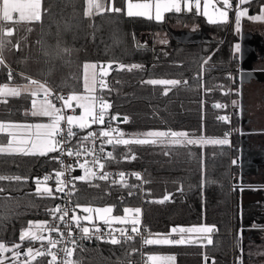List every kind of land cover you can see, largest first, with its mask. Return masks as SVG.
Masks as SVG:
<instances>
[{"label": "trees", "instance_id": "16d2710c", "mask_svg": "<svg viewBox=\"0 0 264 264\" xmlns=\"http://www.w3.org/2000/svg\"><path fill=\"white\" fill-rule=\"evenodd\" d=\"M233 2L237 5V0ZM124 3L114 0V6L122 9L119 13L86 16L85 0H42L40 20L18 27L10 37L18 45L7 57L9 65L0 68V86L19 82L23 77L18 75L23 74L77 93L83 89V64L105 61L113 65L103 78L107 87L101 92L110 104L106 118L126 136L148 131L185 132L197 140L225 135L228 123L217 119L221 108L213 105L228 98L218 84L228 82L231 67L238 70V60L232 57V43L237 38L232 33V15L227 23H209L200 14L169 12L156 21L128 16ZM134 64L140 67L129 71ZM150 79L182 83H144ZM238 82L236 79L235 85ZM166 87L170 90L164 94ZM28 101L24 95L9 103L19 102L26 108ZM18 114L12 117H23L21 111ZM233 124L232 141L226 145H113L114 158L108 159L107 165L140 171L147 199H142L130 180L126 181L128 187L113 184L117 178L75 180V188L71 187L75 211L80 213L76 205H110L114 214H122L126 207H138L142 224L152 234H165L179 225H211V244L176 248L178 264H242L238 260L242 225L248 221L264 226V196L255 197V191L238 184L237 159L242 145L239 111ZM5 138L0 135V142ZM54 157L57 152L45 156L0 153V176L26 178L0 180V242L8 247L20 243V233L30 221L57 224L48 210L59 205L60 197L55 193L57 198H42L36 194L35 183L36 178L52 176L48 187L55 192V172L60 168ZM165 196L169 199L159 202ZM76 242L72 259L77 264H127L129 252L138 248L137 240L112 244L79 238ZM39 245L25 240L20 249ZM151 250L148 245L145 253ZM49 261V255H44L33 264Z\"/></svg>", "mask_w": 264, "mask_h": 264}, {"label": "snow or ice", "instance_id": "6c2138e0", "mask_svg": "<svg viewBox=\"0 0 264 264\" xmlns=\"http://www.w3.org/2000/svg\"><path fill=\"white\" fill-rule=\"evenodd\" d=\"M86 2V16H92L94 14H101L105 11L110 12H121L122 9L116 8L114 6V0H85ZM222 4V8H215L213 13H209V3L205 0L203 4V15L208 17L210 23H219L227 22L228 11L231 9L232 5L230 0H218ZM251 0H239V4L236 8V26L237 31H239V26L241 18L247 15V9H243L241 6L245 3H250ZM201 6V0H183V7L188 11H191L193 7L196 8L199 12ZM155 8V19H162V12H180L181 0H155L153 4L152 0L144 3H127V15L128 16H147L149 19H152L151 11ZM41 0H2L0 3V50L9 43L4 39L5 36H12L14 34L13 29H5L2 27L4 22H34L39 21L41 18L40 14ZM13 14H18L19 19L16 20ZM252 21H264V7L261 8V12L257 16L249 17ZM240 45H236V51L239 52ZM4 61L0 58V64H3ZM204 63H207L205 60ZM125 66L120 65V68L123 69ZM139 65H131L128 70L131 71L133 68H138ZM84 88L89 95H79L72 94L67 98L57 97L63 101V108L72 109L73 102H76V106L82 109V114L80 116L68 115L66 117L67 128L61 126V122L65 120V115L62 108H57L53 103L51 97V90L43 83H40L36 80L28 79V85L23 87H10L8 84L0 86V97H16L21 95L22 91L30 92L32 99V109L31 115L48 117L49 123H36V124H12L0 122V135L6 134L9 139L7 146L0 145V153L5 152H15L22 155H41L45 156L52 152H59L62 155L66 154L68 156H75L77 158L82 155L92 156V160H85L84 163H81L79 166L84 170V175L80 177H73L72 180L65 181L63 177L65 172H71L73 170L72 166L69 165L65 167L63 165L60 157H54L58 162L61 163L62 171L55 172L56 188L55 192L52 188L48 187V181L52 179V176H45L41 180L36 178L35 183L36 194L42 198L51 197L57 198L55 193H64L65 189L71 185L72 189L75 188L74 181H91L92 179L108 180L112 175L111 173L104 172V163L102 162L101 153L103 155V160L113 159L111 152H105V145H129V144H169V145H185V144H197V143H211L218 145H226L229 143L228 136L230 133H225L224 138L222 139H211L206 140L201 137L199 140L192 139L189 137L188 133L185 132H174V131H148L145 133L137 134L134 138H124L125 133H123L118 127H112L111 124H108L106 128L97 134L95 132L89 131L87 135L83 136L79 142V147L73 149L71 147L65 148L66 144H69L73 137L77 135V132L74 131L75 128L83 131L86 128H90L92 125H105L107 123L106 114L107 110L110 108V104L105 101L102 97L97 96V85H99V91H103L107 84L103 79L107 75L108 70L111 69V65L99 66V72H97L98 66L95 64L85 63L84 66ZM89 69L92 71L89 73ZM12 76L9 73V81H11ZM144 83L150 85H164V86H176L181 84V81L178 80H165V79H150ZM183 83H186L184 81ZM29 85H36L35 89L29 88ZM170 88L166 87L165 93ZM210 91V90H207ZM3 102H7L5 99ZM235 103V101L233 102ZM216 108L225 107L221 104H214ZM112 120H116L117 117H111ZM220 120L228 122L229 118L227 116L219 117ZM127 122V118L125 121ZM100 141L99 153L96 151L95 144L96 141ZM85 142H90L93 147L86 148ZM167 154V153H166ZM134 159L135 157H131ZM129 159V157H125ZM99 170L98 171L96 170ZM119 181L113 180L112 183H120L121 186L128 187L129 185L126 182V174L119 173ZM137 179H141L138 173H133ZM22 177H3L0 176V180H16L21 181ZM135 187V186H132ZM3 191V189H0ZM71 195L72 192L69 191L66 193ZM132 193H129L131 195ZM169 197L165 196L164 200L159 201L163 203L168 200ZM76 208H80L83 213H95V215L101 219L107 225L113 223L127 225L130 224V232L133 234H139L140 232V208H124L123 216L111 215L114 211V206H107L104 208H92V207H83L76 205ZM69 208L67 206L61 207L60 205L55 206L52 209H49L48 212L51 215L53 221L59 220L60 223H63L65 227L68 228L67 236L64 232L61 231L59 223L55 226H52L48 221L43 222H29L28 229L22 230L20 234V243L14 244L12 247H8L3 242H0V264H4L7 257L3 255L5 252H12L15 259L12 260V264H33V262L40 256L49 255L51 260L49 264H77L76 261L72 259L75 249L68 247L67 244L76 245V239L73 237L72 228L69 226L66 217H68ZM71 224L75 225L80 232L83 233L82 239H90L93 235L100 232L99 228H89L81 227V219L92 221L91 215H86L81 217L75 211L71 209ZM59 214V215H58ZM114 231L119 232V236L113 234L112 231L108 233L110 239L108 242L112 244H119L122 242V239L131 240L132 235L129 234L128 228H119ZM214 231L213 227L210 226H199V227H173L171 232L180 234V239L173 240L167 236L158 239H145L144 243L147 245L152 244H185V243H202L204 239H207V243L211 244V239L207 236H197L196 238H186L184 234H210ZM47 233V235H45ZM52 233H56L58 238H54ZM171 235V234H169ZM97 239H103V236H97ZM28 240L30 242L39 241L41 243L40 248L28 247L23 253L19 251L22 246V243ZM47 241L48 247L45 249L44 242ZM67 242V243H66ZM65 244V247L59 249L64 253L65 259L63 261H58L57 255L52 249L57 248L58 245ZM135 251V250H134ZM27 257L26 260H21V256ZM174 257H155L149 256L148 260H173Z\"/></svg>", "mask_w": 264, "mask_h": 264}, {"label": "crops", "instance_id": "0c3cea01", "mask_svg": "<svg viewBox=\"0 0 264 264\" xmlns=\"http://www.w3.org/2000/svg\"><path fill=\"white\" fill-rule=\"evenodd\" d=\"M128 2L144 3V2H148V0H125L124 11L126 14H127V3ZM152 2L154 4L155 0H152ZM204 2H205V0H201L202 4ZM207 2L209 3V7H210V11H209L210 15L213 13L215 8H218L219 5L222 8V4L219 3L217 0H207ZM0 3H2V1ZM110 3H111V0H110ZM218 3H219V5H218ZM230 3L232 5V7L228 11L227 22L230 21V18L232 15V17H233L232 18V33L237 35V38L232 43V54L233 55H239L240 50H241V38L240 37H241V35H243V39H242L243 40V49L245 50V52H244L245 57L248 58V61H246V63L248 62V64H246V65L249 68L247 70V73L243 76L242 82L241 81L238 82V88H239L238 111H239V114H241V92H242V101H243V105H242L243 115H242V117L240 115V117H241V136H242V146H243L240 153L242 152V154H243L244 153V145H246L244 143L245 142L244 139H245V133L248 132L247 129L258 128V127L264 126V21H252L249 19V17H251V16H257L260 14L261 8L264 7V0H251L250 3H245L241 6L243 9H247V15L245 17L241 18L239 31H237L236 20H235L236 8H237V5L239 4V0H237V5L234 4L233 0H230ZM86 7H87V5H86ZM152 11H154V7H153ZM152 11H151V13H153ZM193 11L194 10L188 11L185 8H182V10L180 12L181 13L200 14L204 17V19L207 22H209L208 17L203 15L202 11H199V12H193ZM171 12H175V11H171ZM167 13H169V12L164 13L162 19L164 18V16ZM40 14L42 15V0H41ZM13 15H14V18L16 20L19 19L18 14H13ZM144 17H147V16H144ZM152 19L156 20L154 17ZM156 21H158V20H156ZM35 22H38V21L20 22V23L4 22L2 27L5 29H13L15 32L18 27L29 25V24H32ZM227 22H219V23H227ZM176 26H180V25L177 24ZM10 37H8V36L4 37V39L6 41H9V43H6V45L3 47V49L0 50V58H2L4 61L3 64H0V68L3 65H6V66L9 65L7 57L10 56L13 49H15L18 45V43H16V44L13 43V41L11 40ZM237 44L240 45L239 52L236 51V45ZM256 52L258 55H261V58H259L257 60L254 59ZM86 63H90V62H86ZM91 63L96 64L95 62H91ZM84 64H83V66H84ZM239 67H240V63L238 65V69H239ZM83 73H84V68H83ZM237 73H239L238 70L236 71V74ZM18 76L23 77L22 80H20L19 82H16V83H6V84H8L10 87H18V86L23 87L25 85H28V79L27 78L38 81L37 79L32 78L31 76H25L23 74H20ZM25 77H27V78L25 79ZM3 85H5V84H3ZM241 85H242V87H241ZM36 87H37L36 85H29V88H31V89H35ZM241 88H242V90H241ZM74 94L89 95V93H87L84 90V77H83V89H82V91L74 93ZM24 95L29 97L28 105L25 104L26 108H24L25 106L24 107L20 106L19 102H16L15 105L9 103L10 100L20 99ZM5 99L7 100L6 103L3 102ZM32 99H33V97L31 96L30 92H25V91H22L21 95L16 96V97H12V96H9L6 98L0 97V122H4L6 124L12 123V124L24 125V123H25L24 120H26L27 118H29L31 116ZM73 103L76 106V102H73ZM81 110H82L81 108L77 107V112H79ZM19 111H21V114L23 115V117L22 116L21 117H19V116L12 117V115H19L18 114ZM4 135L6 136V138H5V140L2 139V141L0 142V145L7 146L9 137L6 134H4ZM129 138H133V137H129ZM81 221H83L85 223V224H83V226L105 224L104 222H97L96 220H95V222H92L91 224L90 223L87 224V222L84 221L83 219H81ZM127 225L131 226L130 224H127ZM196 225L198 227L199 226H206V224H204V223L196 224ZM258 225L259 226H255L254 223L244 224V226L246 227V230H245V233L243 235L241 233V237H242L241 248L243 249L242 252H244L242 259H241L242 264H251L252 261H254V260L256 262V258H259L261 260V261L258 260L259 264H264V226L262 224L261 225L258 224ZM185 226L186 225H184V227ZM28 227L24 228L23 230L28 229ZM247 233H248V235H246ZM213 234H214V231L211 233V236ZM45 235H47V233H45ZM190 235L194 236V233L187 234V237H189ZM190 237H192V236H190ZM158 238H163V236L160 234H152V236L150 237V239H158ZM168 238H170V237H168ZM170 239H172V238H170ZM242 240H244L243 244H242ZM37 242H38V244L40 243L39 241H37ZM196 244H198V243L152 244V245H150L151 249H152L151 251H155V253H156L153 256H155V257H170V256H172V257H174V259L171 261H169V260L150 261V260H148V257H146L147 258L146 262H147V264H178V254H177L176 248L183 247V246L187 247V246L196 245ZM200 245L203 246L205 244H198L196 246H200ZM174 246H175L176 250L171 249ZM34 248H36V247H34ZM19 251L21 253H23L25 251V249L22 248ZM7 253L8 254H6V256H7V258H9L10 252H7ZM159 254H169L170 256H162ZM13 259H15V258L10 257L9 260H7L4 264L11 262V260H13Z\"/></svg>", "mask_w": 264, "mask_h": 264}, {"label": "built area", "instance_id": "2783aa9c", "mask_svg": "<svg viewBox=\"0 0 264 264\" xmlns=\"http://www.w3.org/2000/svg\"><path fill=\"white\" fill-rule=\"evenodd\" d=\"M2 0H0L1 2ZM234 55L232 54V57ZM98 66L97 68V72H99V66H108V63L105 61H99L96 62V64ZM235 74L236 71H234V69L231 67L230 68V73H229V77H228V82L226 84H218V87H220L223 92L228 96V98L222 102L221 105H224L225 107L221 108V111L218 112L216 114L217 119H219V117L221 116H227L229 118L228 123V130L226 133H230V135L227 137L229 140V143H231L232 141V135L234 133L235 130V126L233 124V120H234V116L236 114V112L238 111V104H239V98H238V93H239V88L238 85H235ZM38 82L45 84L52 92V101L55 104V106L57 108H62L64 115H65V120L61 122V126L64 127L65 129L67 128V123H66V117L68 115H74L77 112V107L75 106V104L73 103V107L75 109V111H73L72 109H68V108H63V101L56 99L57 97H64L67 98L69 95H72L73 92H70L69 90H63V89H56L54 87H52L51 85L38 80ZM97 92L96 95L102 97V93L101 91H99V85H97ZM103 98V97H102ZM104 99V98H103ZM235 101V103H233ZM107 119V118H106ZM220 120V119H219ZM222 121V120H221ZM108 124H111L112 127H116L111 121H108L107 119V123L105 125H92L90 128H86L83 131H81L78 128H75L74 131L77 132V135L75 137L72 138L71 142L69 144L65 145V148H73L74 150L77 149L79 147V142L81 140V138L85 135H87V133L89 131L95 132V133H99L102 128H106L108 126ZM225 135L222 136H215V137H206L204 139H222L224 138ZM124 138H129L128 136L125 135ZM134 138V137H133ZM197 138H201V137H197ZM99 146H100V141L97 140L96 144H95V148L96 151L99 153ZM113 145H105V152H111V147ZM85 147L86 148H92L93 145L90 142H85ZM102 157V162L104 163V168L103 171L104 172H108L111 173L112 175L109 178H117L118 180L120 179L119 177V173H125L126 174V181L130 180L131 185L135 186L134 188L136 189L135 191H137V189L139 190L140 194L143 197L144 193H147L148 190L145 188V179L143 174L140 171L137 170H127V169H118V168H113V167H109L107 165V160H103V155L104 154H100ZM57 157H60V160H62L63 165L65 167L71 165L73 170L71 172H65V176L63 177V179L65 181L68 180H72L73 177H80L83 176L84 170L79 166L81 163H84L85 160H92V156H85L82 155L81 157L77 158L75 156H68L65 152L64 155L61 156V154L59 152H57ZM59 163V168L60 171L64 170L62 168V165L60 162ZM99 173V170L96 169ZM133 173H138L141 177V179H137ZM71 185H69L66 189L64 193H57V195L60 197V201H59V205L61 207H65L67 206L70 210L68 213V217H66V221H68L69 226L72 228L73 231V237L77 240L79 238L82 237L83 233L79 231V229H77L75 227V225L71 224V216H72V211L71 209H74L73 204H72V196L67 195L66 193H68L69 191H71ZM134 191V192H135ZM143 200H146L147 198L143 197ZM59 215V214H58ZM57 223H59L60 229L61 231L64 232L65 236H67L68 233V228L65 227V225L63 223H60L59 220H57ZM81 227H89V228H99L100 232L96 233L95 235H93L90 239L92 240H102V241H108L110 239L108 233L110 231L113 232L114 235L119 236V232L114 231L115 229H119V228H128L129 229V234L133 236V238L131 240H127V239H122V241H133V240H137L138 241V248L137 249H133L129 252L130 254V258L127 260V264H145L146 261V253L145 250L147 248V244L144 243L145 239H150V237L152 236V233H150L149 231L146 230L145 226L142 224V222L140 223V232L139 234H133L130 232V228L131 226L129 225H115V224H111V225H107V224H97V225H89V226H83L81 225ZM52 236L54 238H58L56 233H53ZM97 236H103V239H97ZM171 238L173 240H177L180 239V237L178 235H171ZM89 240V239H87ZM67 243V242H66ZM68 247H72L73 245L71 244H67ZM41 247V243L39 245L38 248ZM44 247L45 249L48 247L47 245V241L44 242ZM65 247V244H60L57 246V248L52 249L53 252L56 253L57 255V259L58 261H63L65 259L64 253L62 251H59V249H62ZM135 250V251H134ZM138 255L139 257L136 258V256L134 255ZM50 260H51V256ZM27 257H24L23 255L21 256V260H26Z\"/></svg>", "mask_w": 264, "mask_h": 264}, {"label": "flooded vegetation", "instance_id": "af4514ba", "mask_svg": "<svg viewBox=\"0 0 264 264\" xmlns=\"http://www.w3.org/2000/svg\"><path fill=\"white\" fill-rule=\"evenodd\" d=\"M247 131L242 165L238 162L240 165L238 184L242 188L255 191L253 196L262 197L261 195L264 196V126ZM248 223V221L244 222V224Z\"/></svg>", "mask_w": 264, "mask_h": 264}, {"label": "rangeland", "instance_id": "374dc122", "mask_svg": "<svg viewBox=\"0 0 264 264\" xmlns=\"http://www.w3.org/2000/svg\"><path fill=\"white\" fill-rule=\"evenodd\" d=\"M218 1V0H217ZM155 3V2H154ZM204 4V3H203ZM203 4L201 3V6H200V10L199 11H202V13H203ZM218 5H219V3H218ZM181 8H184L183 7V0H181ZM218 8H221L220 7V5L218 6ZM187 10V9H186ZM192 10H194L193 12H197V10H196V8L195 7H193L192 8ZM212 10V9H211ZM209 11H210V7H209ZM153 13H151L152 14V16L155 18V8H154V11H152ZM164 13H166V12H162V17H163V15H164ZM88 64H92L91 62L90 63H88ZM92 71V69H89V73ZM83 77H84V73H83ZM157 80H159V79H157ZM165 80H174V79H165ZM84 90H85V88H84ZM74 94V93H73ZM82 114V110L81 111H79V112H77V113H75L74 115L75 116H80ZM25 121V123H24V125H26V124H36V123H49L50 121H49V118L48 117H41V116H36V117H34V116H30L29 118H27L26 120H24ZM107 206H110V205H103V206H96V205H83V207H92V208H104V207H107ZM128 208H133V209H135V208H138V207H128ZM80 210V213L78 214V212H76L78 215H80L81 217H83V216H86V215H91L92 216V221L93 222H95V220L97 221V222H103V219H101V218H99V217H97L96 215H95V213H92V214H89V213H83L82 211H81V209H79ZM111 215H115V216H123L124 215V212L122 213V214H114V213H112ZM139 220H140V222H141V214H140V217H139ZM84 221H86L87 222V224H91L92 222H90V221H88V220H84ZM32 222H43V221H39V220H34V221H32ZM113 224H115V225H123V224H118V223H113ZM198 227L197 225H186L185 227ZM206 226H210V225H206ZM175 227H184V225H179V226H175ZM211 227V226H210ZM172 230V229H171ZM171 230L168 232V233H165V234H160V235H162L163 237H165V236H167V237H170L171 238V235H178L179 237H180V234H178V233H172L171 232ZM169 234H171V235H169ZM185 235V237L186 238H196L197 236H207L208 238H210L211 240H212V236H211V233L210 234H196V233H194V236L193 235H190V236H192V237H187V234H184ZM243 241L244 240H242V244H243ZM198 244H207V239H204L203 240V242L202 243H198ZM198 244H196V245H198ZM26 250V249H25ZM243 251V249L241 248V255H239V258H238V260L239 261H241V259H242V256H243V254H244V252H242ZM6 254H8L7 252H5L3 255L5 256V257H7L6 256ZM156 253H155V251H151L150 253H146V257H149V256H153V255H155ZM257 254V253H256ZM159 255H162V256H170L169 254H159ZM9 256L10 257H13V254H12V252H10L9 253ZM9 257V258H10ZM170 257H172V256H170ZM9 258H7L6 260H5V262L7 261V260H9ZM261 261L259 258H256V262H255V260L254 261H252V263L251 264H259V261ZM12 261V260H11ZM146 261H147V259H146ZM145 261V264H147V262ZM4 262V263H5Z\"/></svg>", "mask_w": 264, "mask_h": 264}, {"label": "water", "instance_id": "95a60500", "mask_svg": "<svg viewBox=\"0 0 264 264\" xmlns=\"http://www.w3.org/2000/svg\"><path fill=\"white\" fill-rule=\"evenodd\" d=\"M240 38H241V50H240V53H239V55H234L235 59H237L238 62L240 63V67L238 69L239 73L235 74V80L237 79V80L242 82L243 76L247 73V70L249 68L246 65V64H248V62L246 63V61H248V58L245 57V54H244L245 50L243 49V40H242L243 39V35H241ZM259 58H261V55H258L257 52H256L255 56H254V59L257 60ZM111 67H113V65H111ZM241 87H242V85H241ZM241 90H242V88H241ZM242 105H243V101H242V92H241V114H240L241 117L243 115V113H242V111H243ZM120 120H122V117H118L117 118V121H120ZM242 148H243V146L241 145V149ZM242 159H243V154L241 152L240 153V157L237 159V162H240L241 165H242ZM245 230H246V227L244 225H242V229H241L242 235L245 233Z\"/></svg>", "mask_w": 264, "mask_h": 264}]
</instances>
